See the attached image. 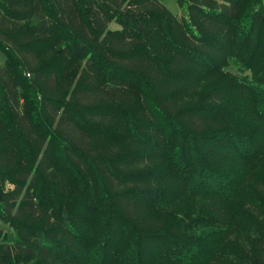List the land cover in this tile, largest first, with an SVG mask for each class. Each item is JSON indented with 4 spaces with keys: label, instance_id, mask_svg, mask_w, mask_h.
I'll return each instance as SVG.
<instances>
[{
    "label": "trees",
    "instance_id": "16d2710c",
    "mask_svg": "<svg viewBox=\"0 0 264 264\" xmlns=\"http://www.w3.org/2000/svg\"><path fill=\"white\" fill-rule=\"evenodd\" d=\"M184 2L0 0V264H264V0Z\"/></svg>",
    "mask_w": 264,
    "mask_h": 264
},
{
    "label": "rangeland",
    "instance_id": "374dc122",
    "mask_svg": "<svg viewBox=\"0 0 264 264\" xmlns=\"http://www.w3.org/2000/svg\"><path fill=\"white\" fill-rule=\"evenodd\" d=\"M159 1L162 2L171 12H173V14L176 15V17H180L181 15L186 14L184 0H159ZM109 26L111 28H116L119 27V24L113 21L109 23ZM2 62H3V54L0 51V64ZM230 69L234 72H237L234 65L230 66ZM10 186L11 184L8 182L4 184V187H10ZM12 231L13 229L10 226V224L0 216V232L2 234H6V238H2L0 240V243L11 244L13 241L12 236L11 235L7 236V234H11ZM177 239H181V238H177ZM241 246L244 247V244L241 243ZM15 264H24V263H15Z\"/></svg>",
    "mask_w": 264,
    "mask_h": 264
}]
</instances>
